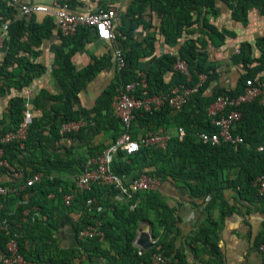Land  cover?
I'll return each instance as SVG.
<instances>
[{
  "label": "trees",
  "instance_id": "obj_1",
  "mask_svg": "<svg viewBox=\"0 0 264 264\" xmlns=\"http://www.w3.org/2000/svg\"><path fill=\"white\" fill-rule=\"evenodd\" d=\"M72 1L73 0H71L70 3H72ZM221 1L228 4L232 9L233 17L239 21L245 22V16L250 8H256L264 15V0ZM139 2H141V4H138ZM146 4H151L150 7L159 11L164 17L175 15V21L166 22L165 26L161 28V31H164L166 34V42L176 43L181 36L193 35L188 32L187 29L195 23V20L192 22L188 11L203 6L210 11L211 15L215 14L214 0H135L134 5L129 10L130 12H126V16H131V20L126 24L127 29L124 33L126 40H124L121 34L117 33V29L114 28L116 42L119 46L123 45L125 41L127 42L132 39L136 28L140 24H143L141 17L142 12L147 7ZM52 18V16L48 17L43 27L39 26L37 23L33 24L31 17L28 18V16L18 15V8L12 3V0H0V25L8 22V40H4L0 47V53L4 54L0 64V83L2 86L12 87L21 92L30 85L35 77L40 75L42 71L40 66L30 65L23 58H17V55L19 52L26 50V46H24L25 43L22 41L23 37H28L31 44L38 46L41 39L51 34V30L56 26ZM204 23V26L211 29L212 33H217L215 34L216 37H223V34L216 32L215 29L207 24V21ZM89 31H91L89 28H80L72 37H62L59 34L62 45L57 50L60 65L58 74L61 75V80L70 79V81H65L62 84L63 93L57 97V99H63V104L58 105L57 108L53 110V116L57 118V122L51 124L48 135L43 133V129L39 130L36 127V123H32L28 128V135L23 142H9L3 144L1 139L5 134L16 130L23 120L25 97L23 93H20L12 97L8 102L9 107L7 116H9V124L0 130V148L3 150V159L13 167L14 171H19V167L23 170L24 183L32 174L36 175L42 172L46 178L47 175L45 174H50L52 171H64L66 169V164L57 157V153L60 151L57 150L58 148H54V145L62 138L60 134L62 125L86 119L84 117L85 112L73 110V100L86 86V80L88 78L84 80L81 74H76L74 72L73 66L70 63V57L75 51L82 47V41ZM71 42L74 43V48L70 50L69 53H63V48L69 47ZM203 48L204 46H201L197 38H191L181 45L176 56L164 55L160 59L154 60L148 71H145L148 83L147 93L149 96L166 94L173 86L186 83L185 78L174 70V65L177 60L185 61L188 66L191 73L189 85L198 82L199 75H206V80L202 88H200L197 94L193 95L181 112L175 114V124L178 128H183L185 130L183 139L179 141L176 137L170 138L166 148L163 150L142 146L139 152L131 156H126L124 153L119 152L116 156L118 159L121 157L122 162H117L118 160H115L114 157L112 170L116 175L120 177L124 176L127 180L131 174H133V178H137L142 173H147L154 178L159 175H164L174 181L181 180L183 184L191 190L192 195L197 198L210 196L212 199H219L220 193L223 190L231 189L250 207L259 205L264 208V196H260L257 189L253 186L255 179L264 174V104L261 103L262 96L260 95L255 100L243 103L238 107V110L241 112V117L235 124L234 129L231 130V133L235 137H240L242 139L241 143L236 145L222 143L217 146H211L210 144L201 143L197 138L198 132L204 131L213 133L218 131V129L209 122L207 108L219 96L226 95L230 98H236L244 92L245 83L248 80H251L264 94V38L257 42V48L261 54L257 59L251 58L250 54L246 53L249 50L247 45L240 46V52L235 56L234 62L241 63L245 72L238 80L235 90L231 91L219 89L210 92L209 88L218 77V74L216 73L213 63L208 60L207 54L203 51ZM123 55L127 63V68L121 75H117V77L118 79L121 78L123 82H129L135 77V57L137 56L127 53ZM15 65L17 66V70L27 69V71L29 73L32 72L33 75H30V77L26 74L25 77L20 79L18 77L20 71L13 70ZM9 68H11V70H9ZM166 71L172 72L173 79H171L170 84H164L163 82V74ZM115 89L116 88L113 87V90L110 89L107 91V99L100 106L101 108L108 109L109 113H111L108 116L109 118L104 117V119L101 118V120L102 123H105L109 119L111 124L114 122L115 125H117V123L122 125L119 119L113 115L110 106L112 97L115 94ZM170 112L172 111L168 107L159 110L151 109L149 111L137 110L134 120L137 119L139 122L143 121L144 124H147L150 122L149 119H152L151 122H153L156 127H160L162 118H165ZM88 120L94 122L98 121L95 117L88 118ZM2 123L3 120L0 119V126ZM99 125L100 124H98V126ZM131 138L134 140L132 136ZM44 141L47 143L52 142L53 144L51 147L54 153L48 154L46 156L47 158H45L48 165L40 164L35 166L29 175L26 174L24 172L25 166L30 164V159L35 156L38 146H41ZM104 150L105 149H101L97 153H91L89 157L79 160L80 171L82 172L87 160L97 158ZM145 161L147 166L158 165L156 172L151 173L142 171ZM0 172L12 174L11 170L3 167L0 168ZM60 185L59 179L47 180L46 178L41 183L34 184L17 196L7 197L4 201V207L0 212V225H2L3 222L8 224L11 236H14L18 241L20 253L29 261L31 257L30 253L26 251L25 239H33L38 244V238L50 236L52 225L42 218L39 219L36 217L34 211L26 217L29 222L33 223V227H24L23 230L20 231L17 226L19 225V221L22 220L21 217H23L22 213L24 210L31 209V207L36 205L42 210L41 214L45 215L47 210L45 204L48 202V198L54 195L57 197L55 199L58 203L57 205L64 208L76 209L81 213L80 219L74 228L79 237L80 231L84 230V228L89 225H93L95 220H100L103 217V214L98 216L95 213H89L87 211V200L94 198L98 201V204L100 203L105 206L102 198L104 193H109L111 196L119 193L114 187H108L99 183L92 184L90 191L77 190L75 183L72 188L66 185L64 188H59ZM126 185L128 184L126 183ZM27 195L33 196H30L26 201L25 197ZM66 195H71L73 197L70 206H65L64 204L63 198ZM34 196L36 197L34 198ZM11 197H17L22 201V203L20 202V205L17 206L15 214L12 215L7 211V205L11 202V199H9ZM154 198L155 195L149 190L137 192L131 199L124 198L125 202L123 203L114 202L111 204L112 209H114V218L122 223V227L119 228V240L121 243L111 244L116 257L107 258V264H150L152 255L157 252L161 253L172 263L187 264L184 257L174 249L171 242L159 240L158 237L160 233L157 231L156 226L164 228V232H166L171 231L172 223L168 221L169 210L167 207L155 201ZM132 206H134L133 209L131 208ZM149 211H153V213L155 212L157 215L159 213L161 216L160 219L157 222L151 220ZM143 221H148L152 224L151 237L156 241L153 245L144 242L140 247L141 250H139L133 243L136 238L138 224ZM111 224L112 223H102L101 226L104 233L103 239L108 241H110V237L113 236L112 232H109ZM262 227L261 238H256L255 241V248L257 250L259 245L264 242V223ZM15 229H17L19 233L15 232ZM210 233H212L210 228L202 229L198 237L195 238L196 242L203 246L208 245L212 250L211 254L216 258L217 264H222L219 257L218 245L210 242ZM35 235L39 237L36 238ZM7 240L8 237L4 233H1L0 250L2 254L5 252ZM79 245L85 251L87 259L91 264H96V262H94L96 258L107 257L108 253L100 250L101 242L99 237L80 239ZM159 245H161V247L158 249L157 247ZM140 251L141 254H139ZM72 252L69 253L64 250H57L53 254L54 259H56L54 264H65V262L67 264L74 257ZM49 261L50 263L52 262V260ZM78 264H82V262L79 261ZM262 264H264L263 255Z\"/></svg>",
  "mask_w": 264,
  "mask_h": 264
},
{
  "label": "crops",
  "instance_id": "obj_2",
  "mask_svg": "<svg viewBox=\"0 0 264 264\" xmlns=\"http://www.w3.org/2000/svg\"><path fill=\"white\" fill-rule=\"evenodd\" d=\"M19 3L53 6V0H19ZM134 3L135 0H73L69 7L71 12L79 14H89L99 8H115L119 13L115 28L118 31L117 33H120L121 37L126 40L124 36L127 29L126 24L131 20V16H126V12H130L129 10ZM138 4H141V2ZM146 6L141 17L145 25L140 24L136 28L133 38L120 45L123 54L137 56L135 57L134 76L139 71H148L153 61L164 55L176 56L186 40L197 38L201 46H204L203 51L206 52L208 60L213 63L218 74V77L209 88L210 92L219 89L231 91L235 90L238 80L245 72L241 63L234 62L235 56L240 52V46L247 45L249 50L246 53L250 54L253 59H257L261 55L257 48V42L264 38V15L256 8H250L247 11L245 22L235 19L232 9L221 0H214V15H211L210 11L203 6L192 9L188 11V14L191 16L192 22L195 20V23L187 30L193 35L181 36L175 43L166 42V34L161 31L166 22L175 21V15L164 17L159 11L151 8V4H146ZM29 17H31L33 24L37 23L43 27L47 22L46 19L50 16L37 13ZM205 21L216 32L222 33L223 37H216L215 34L217 33H212L211 29L204 26ZM6 24L8 25V22ZM3 25L5 24L0 25V47L4 40H8L2 30ZM22 41L25 43L26 50L19 52L17 58H23L30 65L40 66L42 71L21 92L12 87L2 86L0 83V119L3 120L0 130L9 124V116H7L9 100L20 93H23L25 97V92L29 91L28 112L31 116V122L36 123V127L39 130L43 129V133L48 135L51 124L57 122V118L53 116V110L58 105L63 104V99H57L63 93L62 84L65 81H70V79L61 80V75L58 74L60 65L57 50L62 45V40L55 26L49 36L40 40L38 46L31 44L28 37H23ZM82 43V47L71 55L70 63L76 74H81L84 80L88 78L86 86L73 100V110L85 112L84 117L86 119L77 122L79 124L77 131L66 133L65 136L61 135V140L54 145V148H58L57 150L60 151H57V157L66 164V169L45 174L47 180L59 179L61 184L59 188H64L65 185L72 188L81 174L79 160H83L89 157L91 153H97L101 149L106 150L115 143L119 133L124 130V126L121 124L117 123L115 125L114 122L111 124L109 119L102 123L101 120V118L104 119V117L111 114L108 109L100 107L107 99V91L113 90V87L117 88L120 82L113 61L114 46L110 42L96 39L92 31L85 35ZM73 48L74 43L71 42L69 47L63 48V53H69ZM3 55V53H0V64ZM16 67L15 65L13 70L20 71L18 75L20 79L25 77L26 74L33 75L27 69L17 70ZM171 79H173L172 72L166 71L163 74L164 84H170ZM261 96L264 98V94ZM219 97L229 96L222 95ZM94 117L97 118V122L88 120V118ZM174 119L175 113H168L165 118H162L160 127H156L151 122L152 119H149L150 122L147 124L136 119L130 124L129 132L134 140H140L154 133L166 134L170 138H175L177 137L178 126L175 124ZM98 124L100 125L98 126ZM42 145L38 146L35 156L30 159V164L25 166L24 172L26 174L29 175L35 166L48 165L45 158L48 154L54 153L51 147L53 144L44 141ZM119 158L115 156L117 162H122L121 157ZM146 161L142 171L156 172L158 165L147 166ZM19 169V171H14L12 167V174L0 172V186L22 185L24 174L20 167ZM33 175L35 174L31 176ZM155 178L156 186L151 190L155 195L154 200L167 207L169 210L168 221L172 223L171 231L166 232H164V228L156 226L157 231L160 233L158 238L162 241L171 242L174 249L184 257L187 264H217L216 258L211 254L210 247L196 242L195 238L204 228L211 229L212 233L209 234V239L212 244L218 245L222 264H262V255L255 248V241L256 238H261L264 208L259 205L250 207L231 189L223 190L220 193L221 199H212L210 196L197 198L192 195L191 190L181 180L174 181L164 175ZM133 179V174L129 175L128 182L131 183ZM30 196L33 195H27L25 200L27 201ZM53 196L51 195L45 204L47 209L45 215L41 214L42 210L34 205L31 209L23 211L22 220L19 221L17 226L20 231L24 227L32 228L33 223L29 222L26 217L34 211L36 217L42 218L52 225L50 236L38 238L39 236L35 235L39 240L38 244L33 239H25L26 251L30 253L31 261L35 264H54L56 259H54L53 254L57 250H64L69 253L73 251L74 254L73 259L67 264H78L79 261L82 264H91L85 251L79 245L80 238L74 229L81 213L76 209L57 205L58 203L55 201L57 197ZM102 198L105 206L99 203L103 207V211L99 215L103 214V217L100 220L98 219L101 223L99 229L104 237L102 223H112L109 232H112L113 236L110 237V241L100 239V250L106 251L108 254L106 258H96L94 260L96 264H107V258L116 257L111 244L121 243L119 228L122 227V223L114 218V209H112L111 204L125 202V199L119 193L113 196L104 193ZM9 199H11V202L7 205V211L12 215L15 214L17 206L22 201L17 197ZM158 215L153 211H149V217L154 222L160 219L161 216ZM17 229H15V232L19 233V229ZM136 231L135 241L138 240L136 246L140 250V247L144 242H147L148 236L152 233V224L143 221L138 224ZM160 247L161 245L157 248ZM1 256L2 251L0 250V259ZM49 260H52V262L50 263Z\"/></svg>",
  "mask_w": 264,
  "mask_h": 264
},
{
  "label": "built area",
  "instance_id": "obj_3",
  "mask_svg": "<svg viewBox=\"0 0 264 264\" xmlns=\"http://www.w3.org/2000/svg\"><path fill=\"white\" fill-rule=\"evenodd\" d=\"M71 0H53V6L44 5H26L20 4L19 0H12L18 8L19 16H31L37 13L50 15L56 22V27L62 37H72L80 28H89L94 37L100 41L110 42L114 46L113 61L117 75L127 68L124 55L120 46L116 42V34L114 32L115 24L119 18V13L115 8H99L95 12L89 14H79L70 11ZM2 30L7 37V24L2 26ZM174 70L179 72L186 80V83H180L173 86L168 93L159 96H149L147 93L148 83L146 72L139 71L135 74L133 80L120 82L115 90V94L111 100V110L113 115L119 119L124 126L117 140L113 145L104 150L100 156L94 159H89L84 164L79 178L75 181V186L79 191H90L92 184H103L108 187H114L119 191L122 198L131 199L137 192H145L153 190L156 186V178L142 173L139 177L134 178L131 183L126 177L116 175L112 170V162L114 157L122 152L126 156H131L139 152L140 147L160 149L166 148L170 137L166 134L156 133L147 135L140 140L131 138L129 127L135 119L137 110L149 111L151 109L159 110L168 107L173 113H179L183 107L188 104L193 95L197 94L203 83L206 80V75L198 76V82L189 85L191 81V73L185 61L177 60L174 65ZM244 92L236 98L218 97L207 109V117L211 125L218 129L217 132H198L197 138L203 144L217 146L222 143H230L233 145L242 142L238 136H233L231 130L241 117V112L238 107L246 102L255 100L258 96L263 95V91L253 84L251 80L246 81ZM29 91L25 92L24 101V117L16 130L8 132L1 139L3 144L9 142H23L28 135V128L31 122L29 115ZM264 104V98L261 99ZM79 129L77 122H72L62 125L60 134L64 135L69 132H74ZM185 136V130L178 128L177 139L181 141ZM0 167L11 170L12 166L3 159V150L0 148ZM46 178L42 174H36L30 177L25 183L18 186L5 187L0 186V212L4 207V201L7 197L17 196L34 184L41 183ZM126 183L128 185H126ZM253 186L257 189L260 196H264V174L257 177L253 182ZM73 197L66 195L63 198L65 206H70ZM87 211L95 213L98 216L102 213L103 207L92 198L86 202ZM132 209L134 206L131 207ZM101 223L95 220L93 225H89L84 230L80 231V239H91L94 237L103 238L100 232ZM8 224L3 222L0 225V234L4 233L8 240L5 245V252L2 254L0 264H35L31 260H27L19 251L18 241L14 236H11ZM151 235L148 236L147 243L155 244ZM138 244V240L134 241ZM159 249V248H158ZM141 250V249H140ZM258 252L264 256V242L258 247ZM141 254V251L139 252ZM150 264H177L172 263L169 259L157 252L151 257Z\"/></svg>",
  "mask_w": 264,
  "mask_h": 264
}]
</instances>
